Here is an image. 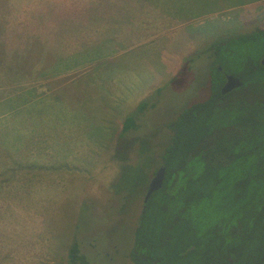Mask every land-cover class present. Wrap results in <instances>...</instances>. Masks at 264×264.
<instances>
[{
    "label": "rangeland",
    "instance_id": "1",
    "mask_svg": "<svg viewBox=\"0 0 264 264\" xmlns=\"http://www.w3.org/2000/svg\"><path fill=\"white\" fill-rule=\"evenodd\" d=\"M257 28L264 0H0V264H67L73 242L88 264H130L169 123L208 94L207 49ZM131 95L129 113L146 106L117 131ZM52 183L79 194L47 206Z\"/></svg>",
    "mask_w": 264,
    "mask_h": 264
},
{
    "label": "trees",
    "instance_id": "2",
    "mask_svg": "<svg viewBox=\"0 0 264 264\" xmlns=\"http://www.w3.org/2000/svg\"><path fill=\"white\" fill-rule=\"evenodd\" d=\"M246 43L263 46L264 28L207 49L208 94L170 123L159 154L163 181L141 202L132 231V264H263L264 65ZM230 70L240 85L221 94ZM145 106L138 102L120 132L136 129ZM66 256L67 264H88L76 242Z\"/></svg>",
    "mask_w": 264,
    "mask_h": 264
},
{
    "label": "crops",
    "instance_id": "3",
    "mask_svg": "<svg viewBox=\"0 0 264 264\" xmlns=\"http://www.w3.org/2000/svg\"><path fill=\"white\" fill-rule=\"evenodd\" d=\"M147 89V88H146ZM134 95H131L127 100H126V102H125V104H124V107H123V110L122 111H120V114H119V117L120 116H123V118H121V119H119V117H118V115H117V117H118V119H115V122L116 121H118V124H115L114 126H116L117 127V131H121V126H122V122H123V120H124V118H125V116L129 113L128 111H129V108L130 107H132V105H133V100H132V97H133ZM138 104V103H137ZM136 104V105H137ZM129 130H131V129H129ZM129 130H127V131H129ZM127 131H125V133L127 132ZM70 156H76V154H69V156L68 157H70ZM46 158H47V156H45ZM71 160H73L74 162H76V160L75 159H72V158H68L67 159V161L65 162V163H71ZM45 161H49V159H46ZM72 161V162H73ZM94 161V160H93ZM82 163L83 161L82 160H80L78 163ZM48 178V179H47ZM55 178L56 177H54V176H52V177H50L49 176V174H45V175H43L41 178H39V179H41L42 181H46V182H48L49 181V179L51 180V181H53V180H55ZM32 179H33V177H32ZM52 184H55V183H52ZM76 187H78V185H77V183H73L72 184V186H71V189L70 188H64L63 186H61L60 184L59 185H54V186H49L48 187V189H47V191H46V196H44V197H40L41 199H43L44 201H45V203H46V205L48 206L49 204H50V206H54L55 205V202H52V201H50V200H52V198H54V196H58V199H60V200H62V201H64V198H66V200L67 199H69L68 197H69V195L71 194V192L73 193V194H79V191H76V190H73V188H76ZM30 188V195L27 193L26 195H28L29 197H32L33 195L32 194H34V190H37L38 188H36V189H34L33 187H29ZM23 194V193H22ZM25 195V196H26ZM49 199V200H48ZM47 200L49 201V202H47ZM30 211H34V208H32Z\"/></svg>",
    "mask_w": 264,
    "mask_h": 264
},
{
    "label": "water",
    "instance_id": "4",
    "mask_svg": "<svg viewBox=\"0 0 264 264\" xmlns=\"http://www.w3.org/2000/svg\"><path fill=\"white\" fill-rule=\"evenodd\" d=\"M259 63L261 65H264V54L260 57ZM224 79H225L224 83L220 87L221 94H224L228 92L229 90H231L232 88H235L240 85V81L236 76L226 74L224 76ZM163 173H164L163 167H160L155 171L153 177L150 179L147 185V189H146V192L142 200L143 202L146 201V199L148 198L151 192L155 191L157 188L160 187L162 179H163Z\"/></svg>",
    "mask_w": 264,
    "mask_h": 264
},
{
    "label": "flooded vegetation",
    "instance_id": "5",
    "mask_svg": "<svg viewBox=\"0 0 264 264\" xmlns=\"http://www.w3.org/2000/svg\"><path fill=\"white\" fill-rule=\"evenodd\" d=\"M209 68L211 69V64H210V67H209ZM218 69L220 70L219 67H218ZM224 76H225V75H224ZM224 76H223V77H224ZM233 76H234V75H233ZM224 80H225V79L223 78V83H224ZM223 83H222V84H223ZM173 120H174V119H173ZM173 120H172V121H173ZM172 121H171V122H172ZM171 122H170V123H171ZM170 123H169V126H170ZM169 126H168V127H169ZM169 131H170V128H169ZM165 144H166V143H165ZM160 167H162V166H160V164H159V162H158V166L153 170V174H152V175L150 174V176H149V179H148L147 184H146L145 192H146L147 185H148L150 179L153 177L155 171H156L158 168H160ZM163 177H164V173H163ZM162 181H163V179H162ZM161 183H162V182H161ZM160 186H161V185H160ZM159 188H160V187H159ZM157 189H158V188H157ZM157 189H156V190H157ZM156 190H155V191H156ZM145 192H144V194H145ZM153 192H154V191H153ZM151 193H152V192H151ZM151 193H150V194H151ZM144 194H143V196H144ZM143 196H142V200H143ZM148 197H149V196H148ZM142 200H141V202H143ZM132 231H133V230H132ZM132 236H133V234H132ZM131 245H132V241L130 242V245H129L128 251H127V253L125 254V255L127 256V258H128V252H129V250H130V248H131ZM128 261L130 262V264H132V262L130 261L129 258H128Z\"/></svg>",
    "mask_w": 264,
    "mask_h": 264
}]
</instances>
